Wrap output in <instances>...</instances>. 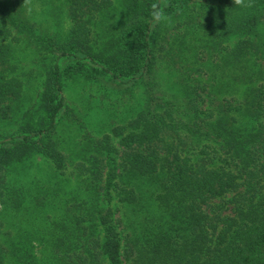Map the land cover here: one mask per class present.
<instances>
[{
    "label": "trees",
    "instance_id": "1",
    "mask_svg": "<svg viewBox=\"0 0 264 264\" xmlns=\"http://www.w3.org/2000/svg\"><path fill=\"white\" fill-rule=\"evenodd\" d=\"M154 4L64 0L61 36L0 0V128L21 118L0 131V264H264V0H167L168 24ZM11 40L45 64L28 109ZM101 79L138 104L82 144L67 193L65 88Z\"/></svg>",
    "mask_w": 264,
    "mask_h": 264
},
{
    "label": "rangeland",
    "instance_id": "2",
    "mask_svg": "<svg viewBox=\"0 0 264 264\" xmlns=\"http://www.w3.org/2000/svg\"><path fill=\"white\" fill-rule=\"evenodd\" d=\"M27 3L30 20L41 32L62 36L68 31L70 23L65 9L62 10L63 7H61L64 0H27ZM3 24L5 23L0 20V26H3ZM14 32L11 29V34H14ZM11 46L14 54L10 65L14 70L8 76L11 78L16 77L24 84L19 107L28 109L37 104L36 96L41 91L45 78V64L38 60L33 49L27 48L25 41L17 43L11 40ZM63 64L66 63L61 62L60 65ZM162 75H167L166 71ZM172 77L171 80L175 79ZM100 81L102 83L99 85L81 80L69 81L65 88L64 97L68 111L67 114L64 113L66 115L60 123V140H62L63 152L67 155V162L69 163L63 176H57L58 174L55 173L56 175L53 174V178L65 181L66 184L64 183L63 189L67 193H75L74 190H77L81 185L78 177L74 176L71 166L79 160V157L84 155L82 144L88 143L91 138L95 139L103 136L108 132L110 125L113 127L122 123L121 120H126L131 116L126 113V109H134L138 104L139 93L136 91V93L133 92L129 96H113L111 87L114 86L106 83L104 79ZM161 84L163 90L168 86L165 82ZM115 102L117 105L114 104ZM20 121L19 115L11 123L2 125L0 131L3 129L13 132L18 128ZM39 164L44 169L43 164ZM40 166L35 169H39ZM42 175L43 171L38 173V176Z\"/></svg>",
    "mask_w": 264,
    "mask_h": 264
},
{
    "label": "clouds",
    "instance_id": "3",
    "mask_svg": "<svg viewBox=\"0 0 264 264\" xmlns=\"http://www.w3.org/2000/svg\"><path fill=\"white\" fill-rule=\"evenodd\" d=\"M233 5L243 8L252 7V0H232ZM167 7V0H159V6L153 5L152 18L154 23H171V17L167 15L164 8Z\"/></svg>",
    "mask_w": 264,
    "mask_h": 264
}]
</instances>
